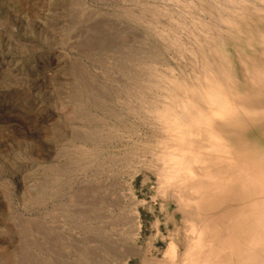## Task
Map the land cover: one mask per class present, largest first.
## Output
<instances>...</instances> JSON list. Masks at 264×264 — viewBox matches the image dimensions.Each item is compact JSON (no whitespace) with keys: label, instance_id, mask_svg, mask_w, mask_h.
Listing matches in <instances>:
<instances>
[{"label":"rangeland","instance_id":"obj_1","mask_svg":"<svg viewBox=\"0 0 264 264\" xmlns=\"http://www.w3.org/2000/svg\"><path fill=\"white\" fill-rule=\"evenodd\" d=\"M176 2L0 0V264H141L123 221L135 201L138 246L163 255L175 205L135 153L134 93L171 52L135 17L150 4L188 20Z\"/></svg>","mask_w":264,"mask_h":264},{"label":"bare ground","instance_id":"obj_2","mask_svg":"<svg viewBox=\"0 0 264 264\" xmlns=\"http://www.w3.org/2000/svg\"><path fill=\"white\" fill-rule=\"evenodd\" d=\"M175 1L188 20L150 4L151 18L135 17L171 56L151 53L134 94L147 125L135 153L175 205L166 226L176 232L160 258L142 253L135 201L123 213L131 254L141 264H264V0Z\"/></svg>","mask_w":264,"mask_h":264}]
</instances>
